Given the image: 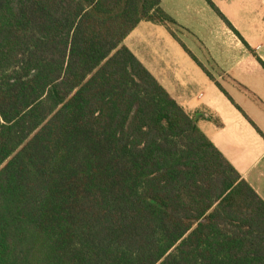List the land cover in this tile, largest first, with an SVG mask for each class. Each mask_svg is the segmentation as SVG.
Returning <instances> with one entry per match:
<instances>
[{
    "label": "trees",
    "instance_id": "trees-1",
    "mask_svg": "<svg viewBox=\"0 0 264 264\" xmlns=\"http://www.w3.org/2000/svg\"><path fill=\"white\" fill-rule=\"evenodd\" d=\"M162 1L0 0V264H264V199L124 44L213 79Z\"/></svg>",
    "mask_w": 264,
    "mask_h": 264
},
{
    "label": "rangeland",
    "instance_id": "rangeland-1",
    "mask_svg": "<svg viewBox=\"0 0 264 264\" xmlns=\"http://www.w3.org/2000/svg\"><path fill=\"white\" fill-rule=\"evenodd\" d=\"M171 1V2H170ZM237 32L216 13L207 0H168L179 27L176 33L246 113L264 122V77L261 68L246 59L253 43L264 39V4L262 0H212ZM233 31V32H232ZM235 33L236 35H234ZM237 36V39L235 37ZM238 38L241 44L238 43ZM170 94L195 107L204 99L198 95L211 76L192 58L167 27L144 23L125 41ZM196 99L189 102L190 98ZM207 105V104H205ZM210 108L194 113L198 125L207 133ZM264 129V124L260 125Z\"/></svg>",
    "mask_w": 264,
    "mask_h": 264
},
{
    "label": "crops",
    "instance_id": "crops-1",
    "mask_svg": "<svg viewBox=\"0 0 264 264\" xmlns=\"http://www.w3.org/2000/svg\"><path fill=\"white\" fill-rule=\"evenodd\" d=\"M167 1L168 0H163L161 6L165 11L173 15V9L169 4H166ZM262 3L264 4V0H262ZM145 22L153 23L149 21L140 22L129 36L135 32L137 28L142 27ZM153 24L165 28L162 24ZM233 34L236 35L235 33ZM235 38L237 39V36ZM250 42L256 45H254V50H248L246 59L249 60L253 67L261 68L264 73V66L260 61L261 59L264 62V39H258L255 43L252 41ZM238 43L241 44L239 38ZM129 48L133 51L130 46ZM147 69L150 71L148 67ZM150 72L152 73V71ZM262 77H264V74ZM208 83L209 84H207L198 95V99L202 100L206 97L207 93L210 94L208 100H203L207 105L199 103L195 105V107H192L191 104L190 107H187L185 103H179L177 98L170 95L191 115H194L197 111L210 108V113H208L209 119L204 120L208 122V124H206L208 132L206 133L202 128L201 129L231 161L243 178H245L264 199V129L260 126L264 124V122L260 123L257 119L246 113V111L238 105L239 103L235 101L222 86L217 84L215 78L212 80L210 79ZM163 87L169 92L164 85ZM195 100L194 97H191L189 102L191 103Z\"/></svg>",
    "mask_w": 264,
    "mask_h": 264
}]
</instances>
